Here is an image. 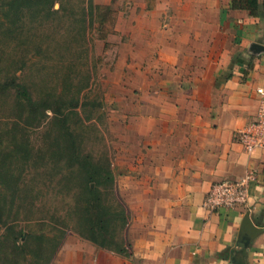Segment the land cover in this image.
<instances>
[{"label": "rangeland", "instance_id": "rangeland-1", "mask_svg": "<svg viewBox=\"0 0 264 264\" xmlns=\"http://www.w3.org/2000/svg\"><path fill=\"white\" fill-rule=\"evenodd\" d=\"M131 5L58 0L55 13L32 15L28 0H0V82L17 75L40 102L27 114L14 91L0 86V264H158L137 253L147 248L136 236L143 222L128 203L138 193L123 178L126 166L140 158L136 86L145 79L137 71L149 65L153 48L132 43L128 31L136 37L144 32L136 18L122 24L120 11ZM83 157L112 171L113 181L100 188L106 205L127 212L118 238L129 244L130 255L85 236L78 177ZM28 235L27 245L10 248Z\"/></svg>", "mask_w": 264, "mask_h": 264}, {"label": "crops", "instance_id": "crops-1", "mask_svg": "<svg viewBox=\"0 0 264 264\" xmlns=\"http://www.w3.org/2000/svg\"><path fill=\"white\" fill-rule=\"evenodd\" d=\"M129 1L122 24L136 18L144 30L127 32L132 43L153 46L137 71L145 79L136 86L140 158L123 175L138 193L128 203L147 248L137 253L158 264H264V229L237 251L246 212L264 228V148L247 152L237 138L257 116L264 87V0L255 14L233 0ZM251 169L248 203L204 205L213 182ZM228 248L236 251L219 255Z\"/></svg>", "mask_w": 264, "mask_h": 264}, {"label": "trees", "instance_id": "trees-1", "mask_svg": "<svg viewBox=\"0 0 264 264\" xmlns=\"http://www.w3.org/2000/svg\"><path fill=\"white\" fill-rule=\"evenodd\" d=\"M58 0H28V11H32L33 14L40 15L44 11L55 13L57 9H54V4ZM237 3L250 9L251 13H256L258 7V0H233L232 5L235 7ZM92 4V2H91ZM20 5V4H19ZM93 5V4H92ZM96 10H101L104 6L95 4ZM93 7V6H92ZM107 7V6H106ZM109 7V6H108ZM20 8L19 6L17 7ZM105 19L102 20V24H105ZM2 90H13L14 97L19 106L25 110L28 114L30 112L38 111L40 108V102L37 101L28 87V81L21 79L19 76H13L7 78L6 81L0 82ZM3 150V141L0 138V152ZM80 169L78 177L82 183L83 198H82V210L83 219L85 223V236L97 245L115 249L119 253L130 255L131 252L128 249V243L118 238V230L124 229L128 224L129 217L124 208L112 209L106 205L103 201L100 185L113 181L114 177L112 171L105 170L99 165L93 164L87 157H83V160H79ZM10 229L9 232H16L13 225H6ZM9 237V235H6ZM28 238V239H27ZM30 235L24 239L22 243H18L16 239L10 242V248L17 250L24 247L30 240ZM237 249L238 256L243 254L245 247L239 245ZM237 247V246H236ZM236 248H228L225 252H221L220 256H228L231 252L233 254ZM233 261L235 256H231Z\"/></svg>", "mask_w": 264, "mask_h": 264}, {"label": "built area", "instance_id": "built-area-1", "mask_svg": "<svg viewBox=\"0 0 264 264\" xmlns=\"http://www.w3.org/2000/svg\"><path fill=\"white\" fill-rule=\"evenodd\" d=\"M260 104L257 116L237 131V138L247 152L264 148V87H258ZM254 169L237 179L215 181L207 191L204 205L214 211L230 209L248 203L250 184L256 180Z\"/></svg>", "mask_w": 264, "mask_h": 264}, {"label": "water", "instance_id": "water-1", "mask_svg": "<svg viewBox=\"0 0 264 264\" xmlns=\"http://www.w3.org/2000/svg\"><path fill=\"white\" fill-rule=\"evenodd\" d=\"M263 229L264 228L262 227L256 226L250 217V212H246L245 217L242 222V229H241L240 237H239L240 244L241 245L245 244L248 238L254 237L259 232H261Z\"/></svg>", "mask_w": 264, "mask_h": 264}]
</instances>
